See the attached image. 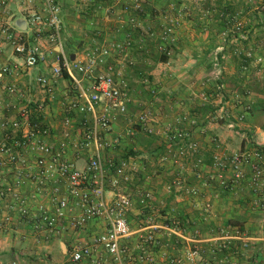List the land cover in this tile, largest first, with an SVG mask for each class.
Listing matches in <instances>:
<instances>
[{"label": "crops", "instance_id": "obj_1", "mask_svg": "<svg viewBox=\"0 0 264 264\" xmlns=\"http://www.w3.org/2000/svg\"><path fill=\"white\" fill-rule=\"evenodd\" d=\"M27 1L26 5H21L18 0H9L5 22L13 32L19 30L16 26L18 20L25 21L31 14L46 15L43 0ZM57 1L61 6L63 16L62 50L59 51L44 41L45 64L34 68L29 77L16 80L23 93V98L33 111V118H38L50 129L48 144L54 147L61 139L59 129H62V123H59L58 118L64 111L59 105V100L67 101L74 98L77 90L71 81L63 76L58 79L52 76L51 68L58 64L61 56L68 57L72 62H78L82 60L83 54L88 49L111 47L122 43L128 38V34H131L135 43L140 42V38H136L132 32L135 30L121 32V26H115V22L107 15L104 17L105 23L95 21L94 17L98 13L93 11L95 13L93 14L90 5H95L96 10L106 12L112 7L111 5L108 6L109 8H103L101 4H97L98 1L85 0L92 4L87 5L88 7L85 4L84 6L87 7L85 10H78L79 5L74 2L71 6L68 0ZM148 1V5L154 9L151 10L152 12H156V9L157 11L162 9L160 12L170 11V7L167 10L163 8L166 0L163 4H159L158 0ZM258 6H261V9ZM258 6L245 2L244 5H236L231 9V14L240 18L238 23L247 37L245 42H238L234 39L226 46L224 40L223 43L217 40L218 28L214 18L207 19L206 24L191 18L180 21L175 19L178 23L174 27L175 37L170 40L171 44L168 43L165 46V54L168 56L166 62H157L155 65L148 59L140 60L130 57L134 62L138 61L149 68H146L147 72L133 79L136 85L130 84L129 89L127 87L130 93L128 94L130 99L128 107L130 110L141 106L147 107L146 110L152 115L148 128L153 133L149 135L143 132L135 121V137L129 145L134 152L133 156L136 159H146L145 161L150 163L151 168L148 166L144 170L140 165L143 164V160L135 159L134 163L132 162L134 172H132L131 181L140 178L145 181L144 184L133 185L134 187H129L131 182L122 184V189L120 187L118 192L132 194L134 198V207L128 215V221L134 231L141 228L143 219L150 216V210L156 224H163L168 217H176V214L181 217L178 218L181 225L180 239L159 236L167 248L163 246L153 250L156 264H164L166 254H168L167 249L172 247V242L179 245V252H186L194 241L198 242L201 259L210 260L212 264H264V190L255 192L248 180L239 186L223 190L219 188L217 182H210L208 179L213 173L212 157L217 153L219 144L222 145L220 147L223 150H231V154L253 146L264 149V31L262 27L264 26V2L259 0ZM140 13L136 15L139 22L138 30H136L138 33L150 23L149 19H140ZM200 13L204 16V14H212V11L201 10ZM94 22L100 26H95ZM124 27L128 29V26L124 25ZM214 50L215 52L224 50L225 55L230 53L226 58L222 55L225 58L224 62L222 58L220 60L219 55V68L214 66V55H211ZM130 51L134 50L130 49L124 54L112 50L106 63L115 62L117 54H119L118 58L120 55L128 57L131 54ZM72 56L73 60H71ZM13 60L16 58L12 55L10 45L3 44L0 47V65ZM121 62V59L117 60L114 70L120 72L123 78H128V72L123 67L119 68ZM38 76H44L50 81L51 94L45 93L36 84L35 80ZM212 79L224 80L226 84L217 83V88H213L212 83L208 84ZM138 80H142V83ZM220 86L222 89L225 86L232 94L231 117L236 119L240 114H244L242 121L233 122L236 123V128L231 131L224 123L218 124L206 120L207 112L212 111V105L199 108L203 102L209 101V98L220 90ZM142 90L154 91L160 96L144 99ZM227 91L225 92L228 93ZM131 92L132 98H130ZM203 97L206 99L203 100ZM220 101L221 99L214 100L211 103ZM15 102L16 100L4 97L0 104V111L4 116L8 114V119L16 117V111L12 105ZM125 116L118 117L123 118L121 121L126 124L122 125L123 128L131 125V121ZM72 117L74 119L78 117L79 120L81 118L76 112ZM177 117L185 118L178 129L189 132L190 138L197 142L199 149L189 159H184L179 165H174L171 162L163 163L160 158L170 147L167 136L162 134V130ZM118 118L112 125L110 137L118 138L123 143L124 136L117 134L121 130ZM113 134L118 136L113 137ZM142 138L147 139L150 145L146 147L140 145ZM121 147H124L123 144ZM35 157L27 156L25 163L32 164ZM68 157L74 158L73 151H69ZM198 159L202 161L201 164H197ZM19 167L0 168V190H3L5 185H13L16 179L20 178L23 171ZM139 169L142 172H139ZM262 170L264 173V163ZM199 173L209 183L208 186H202V181L197 179L196 176ZM195 186L199 187L198 198H192L187 194V190ZM51 187L52 183L48 184L36 197L35 202L48 208L52 207ZM107 188L109 190V187ZM17 191L26 197L33 193L32 187L28 184L18 188ZM144 194H149L151 197L150 207L142 209L139 201ZM206 203L211 205L209 212H204ZM11 207L12 198L6 195L0 201V264H71L67 258L68 244L73 239L70 231H60L58 235L48 238L34 235L30 225ZM154 208L156 211L161 209V213L157 214ZM134 222L137 226L138 224L141 226L139 228L133 226ZM185 223L187 226L182 227ZM102 225V221L92 222L87 228L88 234L100 232L103 229ZM227 226H230L231 230L240 231L249 246L243 251L241 242L233 241L229 249L213 256L212 250L216 248L215 240L218 238L219 231ZM135 237L132 238L131 245Z\"/></svg>", "mask_w": 264, "mask_h": 264}, {"label": "built area", "instance_id": "obj_2", "mask_svg": "<svg viewBox=\"0 0 264 264\" xmlns=\"http://www.w3.org/2000/svg\"><path fill=\"white\" fill-rule=\"evenodd\" d=\"M18 3L26 5L28 1L18 0ZM43 3L45 16L31 14L25 20L26 29L13 32L5 22L9 0H0V47L10 45L16 58L0 65V104L4 97L16 100L12 104L16 117L0 120L3 131L0 157L6 159L5 162L0 160V166H20L23 171L13 185H5L0 190V201L10 195L11 208L30 225L34 235L48 238L58 235L60 231H70L73 239L68 244L67 258L71 264H156L153 250L159 248V236L180 239V220L168 217L165 223L156 224L150 217H145L141 228L132 230L128 215L135 202L130 195L118 192L121 184L131 182V163L105 160L107 149L120 145V139L111 138L110 132L116 118L126 115L130 103L121 73L106 65V62L112 50L123 54L132 49V40L128 37L111 47L88 49L78 62L61 56L58 64L51 68L52 76L57 79L62 77L63 71L66 72L77 90V95L63 104L66 117L62 123L61 139L56 147L51 146L48 144L50 129L38 118H33V111L16 82L17 79L29 77L40 64H45L44 41L62 50L61 6L57 0H43ZM124 11L128 29L136 27V14L140 12L138 2H133L130 10L125 7ZM235 29L240 28L236 26ZM166 37L167 34L163 39ZM239 37L246 39L242 34ZM221 52L214 55L215 67H219ZM35 81L45 93L51 94L47 78L38 76ZM151 92L154 94V91ZM74 112L80 115L79 121L72 117ZM150 120L149 112H143L136 118L140 130L149 135L153 133L148 128ZM182 121L185 118L177 117L162 130L170 145L160 158L163 163L179 165L199 149L189 132L178 129ZM76 123L79 124L78 129H75ZM227 127L234 129L233 123ZM125 135L132 140L135 130L128 128ZM69 151H73V159L68 157ZM27 156H36L30 165L25 163ZM201 162L197 160V164ZM263 163L264 153L257 146L232 154L216 153L212 157L213 173L208 179L217 182L221 189L229 190L247 178L255 192L263 191ZM196 177L202 181V186H208L209 183L200 173ZM50 183L52 207L48 208L35 201ZM27 184L32 187L33 193L26 197L17 190ZM187 194L198 198L199 187L187 190ZM150 199L149 194L141 196L139 204L142 209L150 207ZM210 208L211 205L206 203L204 212H209ZM98 221L103 222V229L96 234H88V226ZM238 240L241 250L245 251L249 243L240 231L231 230L230 226L222 228L215 240L216 248L212 250V255L229 249L232 242ZM198 262L212 264L210 260L201 259L197 241L186 252L170 260V264Z\"/></svg>", "mask_w": 264, "mask_h": 264}, {"label": "rangeland", "instance_id": "obj_3", "mask_svg": "<svg viewBox=\"0 0 264 264\" xmlns=\"http://www.w3.org/2000/svg\"><path fill=\"white\" fill-rule=\"evenodd\" d=\"M68 1L71 2V3H68V4H71V6L73 5V2L78 4L79 5L77 7V8H79L78 10H80V9L85 10L88 7L87 5L92 4V2L85 1V0H68ZM96 1H98L97 4H99V5L101 4L103 6V8L104 7L107 8L110 5L112 7H110V9H108V11L106 12L104 10H96L95 5L94 6H93V4L90 5L91 11L92 12L96 11L98 13L97 16L94 17L95 21H98L99 23H103L104 17H105V15H107L111 20H113L115 22V23L113 22L115 24V26H117V25L121 26L120 27L121 32L126 31V30H128V31L135 30L132 32H134L136 38H140V42L135 43L131 34H128L127 37H129V39L132 40V49L134 51H130L131 54L128 57L127 56L125 57L124 55H120V57L118 58L119 54H117L115 62H113V63L111 62L109 64L106 63L108 66H112L115 69L114 64L117 63V60L121 59L122 62H121V65H119V68L123 67V69L125 71H127L129 74L128 78L122 77L124 82L128 85L127 87L129 89L130 84L132 86L136 85V82H134L133 79L137 78V75L147 72L146 68H149V67H147V65L143 66V64H140V62L138 63V61H137V63L134 62L133 60L130 59V57L131 58H139L140 60H142V59L147 60L148 59L149 61L154 62L156 65L157 59L159 58V56L166 52L165 46H167L168 43H170V40L173 39V37H175L174 27L177 26L176 24H178L175 21V19H178L180 21V20H185V19L191 18L193 20H196L198 22H203L204 24H206L207 19L214 18L213 20L217 21V28H218V30L216 32L217 40L222 41L221 43H223V40H224V44H226V46H227V44H229L231 42V40L233 41L234 39H236L238 42H245V41H247V37H246V39H241L239 37L241 34L246 36L241 31L242 26L238 23L240 21V18L231 14V9L236 7V5H240V4L244 5L245 2H248V4H252V5L256 4V6H258L259 0H255L256 2L254 0H244V1L243 0H166V2H165V0H158V2H160L159 4H161V3L163 4V2H165V5L163 8H165L166 10L168 7H170L169 12H167V11L166 12H160V10H162V9H160L159 11H157V9H156V12H152L151 10H154V9H151L152 7L150 5H148V3H149L148 0H124V1H121V0H95V2ZM135 1H137L138 4L140 5V12L141 13L138 12V15L140 13V16H141L140 19H142V20L143 19H149V21H150V23H149V25H147V27L140 29L141 31L139 30V33L136 31V30H138L137 28L139 25L137 16H136V18H137L136 26L137 27H134L132 29L131 28L126 29L124 27V25L128 26L125 22L126 13H125L124 9H125V7H128L130 10L132 3ZM261 1L264 2V0H261ZM119 2H121V3H119ZM85 4L87 7L84 6ZM258 8L261 9V6H258ZM68 9H69V7H68ZM69 10H71V9H69ZM201 10H204L206 12L212 11V14H210V15L204 14V16H203V14L201 15V13H200ZM93 14H95V13L93 12ZM198 14H200L201 16ZM117 21H118V23H117ZM93 24L95 26H100V25H96L95 22ZM236 26H239L240 29L236 30L235 29ZM262 27H263V31H264V26H262ZM166 34H167L166 39H163V37L165 38ZM216 52L214 50V52H212L211 55H215ZM224 53H226V52L224 50H222V52L219 54H221L220 56H222V55H225ZM229 55H230V53L229 54L227 53L225 55V58H226V56H229ZM225 58L222 59L223 62H224ZM221 65H223V64L221 63ZM217 68H219V67H217ZM102 71L103 70H99V72H102ZM141 81L142 80H140L139 82H141ZM209 83L213 84V88L214 87L217 88L216 87L217 83L219 85H221V84L225 85L226 84L224 80L218 81V79H212L211 81L208 82V84ZM142 87H145V85L143 84ZM225 91H227L226 87L224 86V88L222 89L220 86V90L216 91V93L213 94V97L209 98L210 99L209 101L203 102V104L200 105L201 107H199V108H206V106L210 107L212 105L213 106L212 111L207 112L208 117L206 120L207 121L209 120V121H212V122L218 123V124L224 123L226 128L231 131L233 129L228 128L227 125L229 123H233L236 121H242L244 118L243 117L244 114L243 115L240 114V116L236 119L231 117V95L232 94L230 91L229 92L227 91L228 93H226ZM142 92H143L142 96L144 99H146V98L152 99V97L160 96V94H157V93L153 94L150 90H144V91L142 90ZM128 94L130 95V93H128ZM130 98H132V92H131ZM224 98H225V100H224ZM233 98H235V97H233ZM219 99H221L220 102L211 103V101L219 100ZM59 102H60L59 105L61 106V108H63V104H65L66 101L64 99H60ZM146 109H147V107H144V106L137 107V109H135V110H130V107L127 108V113H126L125 117L127 120L131 121L130 127L132 129H134L136 126L135 121H136L137 116L143 112H148ZM7 115L4 116V114L2 113L0 115V120L7 119V117H8ZM65 117H66V114L63 111L62 115H60V117L58 118L59 123H63ZM150 118H152L151 114H150ZM211 118H214V119H211ZM75 119L77 121H79L78 117H76ZM122 119L118 118V120H117L119 122L120 128H121L120 132L117 134L121 135L122 137L124 136V138H123L124 141H123V143H121L122 140H119L120 141L119 146H114V147L108 148L106 153H105V160H113L115 162H118L120 160H125V161H129L131 163V167H133L132 162L134 163L136 158H135V156H133L134 152L129 145L130 143H132V140L128 139L125 135L126 129L130 128V127H124L123 128L122 125L123 124L126 125V124L123 121H121ZM235 124L236 123H233L234 128H236ZM78 128H79V124L76 123L75 129H78ZM59 130H60V133L62 134V129H59ZM117 134H113L112 136L113 137L118 136ZM2 135H3V131L0 129V136H2ZM134 137H135V135H134ZM0 141H1V137H0ZM122 144L124 147H121ZM139 144L146 147V146L150 145V142H148L147 139L142 138V139H140ZM8 145L11 146V148L13 149V146L10 142L8 143ZM49 145H52V144H49ZM219 145L222 146L221 144H219ZM220 146L216 150L217 154H222V153L231 154V150L225 151ZM253 147H250V148H253ZM257 147H259V146H257ZM259 148L263 149L261 147H259ZM246 149H248V148H246ZM241 150H244V149H241ZM263 153H264V151H263ZM131 159H132V161H131ZM0 160H2L4 162L6 161V159L4 157H0ZM136 160L137 161L143 160V164H140V165L144 168V170H145V168L147 169L149 164H150V163H147V161H145L146 159H136ZM144 162H145V164H144ZM3 167H10V166H7V165L6 166L5 165L0 166V168H3ZM149 168H151V167L149 166ZM132 172H134V171L130 172L131 175H132ZM139 172H142V171L139 169ZM137 176H138V174H137ZM245 180H248V179L246 178ZM144 182L145 181L140 179V178H138V180H137V178H135V180H133V182L131 181V184L129 183L130 184L129 187H131V186L134 187L137 185H143ZM120 187L122 189V184L120 185ZM130 196L133 198L132 194ZM147 210H149V209H147ZM154 210L156 211L155 208H154ZM160 211H161V209H158V211H156L157 214L161 213ZM151 214L152 213L150 210V214H149L150 216H148V217L153 219ZM174 214H176V213H174ZM176 217L181 218L180 216H178V214H176ZM138 225L139 226H137V224H135V222L133 223V226H136L137 228H139L141 226V224H138ZM186 226H187V224L185 223L184 226H182V227H186ZM161 238L159 237V239H158L159 240V247L164 246V248L166 249L167 245L163 244V242L160 240ZM171 246H172L171 248H173L174 250H172L171 248L167 249L168 254H166L167 257H166V260H164V264H170V260L173 257H176L180 253H183L181 251L179 252V245L176 244L175 242H172Z\"/></svg>", "mask_w": 264, "mask_h": 264}, {"label": "trees", "instance_id": "obj_4", "mask_svg": "<svg viewBox=\"0 0 264 264\" xmlns=\"http://www.w3.org/2000/svg\"><path fill=\"white\" fill-rule=\"evenodd\" d=\"M68 58V57H67ZM69 59V58H68ZM70 60V59H69ZM168 60V56H167V54H161L160 56H159V58L157 59V62H166ZM62 76L65 78V79H68V80H70L69 78H68V76L66 75V72H62ZM262 151H264V149H262Z\"/></svg>", "mask_w": 264, "mask_h": 264}, {"label": "water", "instance_id": "obj_5", "mask_svg": "<svg viewBox=\"0 0 264 264\" xmlns=\"http://www.w3.org/2000/svg\"><path fill=\"white\" fill-rule=\"evenodd\" d=\"M16 26L19 30H25L26 29L25 21H23V20H18L16 23ZM71 60H73V56H72Z\"/></svg>", "mask_w": 264, "mask_h": 264}]
</instances>
